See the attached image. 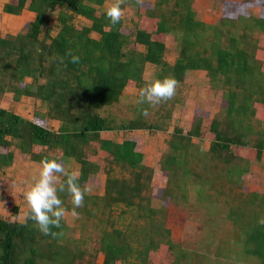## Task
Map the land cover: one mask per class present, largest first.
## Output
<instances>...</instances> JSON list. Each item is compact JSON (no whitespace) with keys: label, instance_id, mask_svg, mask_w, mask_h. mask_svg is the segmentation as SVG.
<instances>
[{"label":"trees","instance_id":"obj_1","mask_svg":"<svg viewBox=\"0 0 264 264\" xmlns=\"http://www.w3.org/2000/svg\"><path fill=\"white\" fill-rule=\"evenodd\" d=\"M104 1L1 4V12L24 20L19 33L0 28V102L8 98V103L20 104L32 98L45 107L26 117L0 106V170L12 164L13 145L40 164L44 157L63 164L71 159L83 188L96 174L104 178L102 192L87 193L84 206L76 209L82 233L90 218L98 227L99 237L91 247L78 245L83 238L73 239L72 249L64 243L63 221L54 229L63 235L53 238L32 221L0 218V264H145L154 250L173 255L170 264H190L170 240L163 218L168 203L187 201L192 193L205 210L210 207L224 215L244 254L264 264V226L258 223L264 218V192L243 191L240 184L247 159L259 160L264 145V126L258 125L264 119V52L258 62L254 55L258 40L252 38L254 30L264 34V0H253L262 2L257 16L244 12V5L225 3L217 25L195 18L191 0H143L142 5L125 0L122 8L135 10L129 27L122 20L111 25L103 14ZM52 10L53 27L48 20ZM76 17L89 23L77 26ZM167 33L178 45L171 63L165 60ZM69 53L79 62L72 63ZM146 63L154 67L155 79L174 77L182 82L186 71H204V87L221 86L223 118H208V110L196 107L186 130L177 125L168 130L172 98L148 110L147 116L138 106L131 117L114 119L113 108L124 88L144 82ZM205 117L209 122L203 121ZM47 121H56L57 127L47 126ZM137 130L166 134L158 160L165 175L164 185L157 189L158 207L149 202L154 169L136 150V138L108 134ZM251 132L257 136L248 138ZM201 141L208 143L205 150L199 149ZM60 197L71 211L70 196ZM10 214L16 217V206Z\"/></svg>","mask_w":264,"mask_h":264},{"label":"rangeland","instance_id":"obj_2","mask_svg":"<svg viewBox=\"0 0 264 264\" xmlns=\"http://www.w3.org/2000/svg\"><path fill=\"white\" fill-rule=\"evenodd\" d=\"M6 0H0L1 4ZM153 1V0H148ZM250 1V2H248ZM114 0H105L103 8L113 3ZM225 3L230 6L244 5L247 12L251 16H257L260 7L253 0H191V6L195 12V18L207 24L217 25L222 9L225 8ZM124 17L122 23L124 27H129L134 19V7L127 6L124 9ZM56 10L49 11L48 20L49 26L53 27L54 17ZM23 17L5 14L0 11V28L4 31H15L18 33L22 28ZM74 23L77 26L81 24H88L89 21L82 17H76ZM54 30L51 31L53 33ZM96 37V34H92ZM252 38H256V50H254L255 58L260 62L261 53L264 52V34L254 30ZM166 45L165 60L169 63L172 62L176 56L178 45L173 39L171 33H167L163 38ZM224 43V42H222ZM141 77L143 83L141 86L135 87L128 85L122 91L121 96L116 103L117 106L113 108L116 116L129 118L134 112L139 111L138 106L148 108V110H155L159 107H148L147 105H137V95L139 89L144 85L145 81L155 79L154 67L146 63L143 67ZM204 72L201 70H189L186 72L183 81L179 82L173 105V113L169 123V127L177 124L182 128H188L191 111L195 107H201L209 111L208 118L215 116L223 118V97L221 86H216L209 89L203 86ZM8 98L0 102L3 108H10L22 116L30 117L32 111H43L44 103L35 102L32 98H25L20 104L14 102L8 103ZM222 110V112H221ZM220 111V112H219ZM141 112V111H140ZM216 114V115H215ZM207 117L203 118L205 123L209 122ZM263 119V117H262ZM260 119L259 126H264V119ZM255 123V122H254ZM253 123V124H254ZM47 126L53 128L57 127L56 121H47ZM256 123L253 125L256 130L259 126ZM110 137L121 139L126 136L135 137L137 139V149L143 154V162L154 169L151 178V198L150 205L158 207L160 203L159 192L157 189L162 187L165 183V175L158 169V160L161 152L165 149L166 145L164 139L166 134L156 132L153 135L143 130L131 132H108ZM257 135L253 132L248 133V138H255ZM196 142L195 140H193ZM207 141L198 142L199 149L205 150L207 148ZM14 154L13 162L10 166L0 170V218H7L9 220L17 219L22 221L23 214L27 210V205L22 193L30 185L33 179L38 176L40 163L30 161L27 156L20 154L18 148L13 145L10 146ZM247 169L241 174L240 184L244 187L243 191L248 192H264V145L262 154L259 160L253 157L247 159ZM64 165L69 170L77 171V164L71 159H64ZM103 174H96L92 180L85 182V188L90 194H100L102 192ZM16 206V217H12L11 207ZM204 209V204L196 201L194 193L187 197V201H177V204L168 203L164 213L163 224L164 227L169 229L170 240L180 247L184 254L185 260L190 264H259L257 258L244 254L237 240L236 231L232 225L225 220L223 214L213 213ZM205 211H207L205 213ZM125 216V223L127 222L128 215ZM124 221L122 224H124ZM67 227L64 235L67 236L64 240L71 249L73 248L72 240L83 238V244L80 247H91L99 237V230L97 225H94V219L90 218L87 221L86 228L83 233L80 229L81 222L79 219H74L71 216V211L68 210V215L63 221ZM119 224V225H122ZM81 235L83 237H81ZM42 240L41 243H44ZM78 247V246H77ZM173 255L165 252L160 254L154 250L148 255L145 264H170Z\"/></svg>","mask_w":264,"mask_h":264},{"label":"clouds","instance_id":"obj_3","mask_svg":"<svg viewBox=\"0 0 264 264\" xmlns=\"http://www.w3.org/2000/svg\"><path fill=\"white\" fill-rule=\"evenodd\" d=\"M125 0H114L113 3L104 9V15L111 25L121 22L124 17L122 5ZM142 5L143 0H136ZM71 62L78 63L79 57L71 55ZM179 82L174 77L156 78L145 81L139 89L137 105L155 107L161 103L171 100L175 94ZM141 114L147 116L148 108H142ZM80 174L76 170H69L61 161L56 158L44 157L41 161L38 176H36L26 190L22 193L27 205L23 214L22 223L32 221L34 226L44 235L58 238L63 235L60 229L62 221L68 215L64 202L60 197L61 193H67L71 198V216L79 219L76 209L84 206L85 195L89 191L81 187L79 183ZM264 226V218L258 220Z\"/></svg>","mask_w":264,"mask_h":264},{"label":"crops","instance_id":"obj_4","mask_svg":"<svg viewBox=\"0 0 264 264\" xmlns=\"http://www.w3.org/2000/svg\"><path fill=\"white\" fill-rule=\"evenodd\" d=\"M189 71V70H188ZM202 71V70H201ZM187 72V71H186ZM204 72V71H203ZM186 74V73H185ZM196 108V107H195ZM194 109V108H193ZM193 109H192V111H193ZM192 111H191V114H192ZM172 113H173V110H172ZM172 113H171V117H172ZM190 118H191V115H190ZM189 123H190V120H189ZM174 125H177V124H174ZM170 126V125H169ZM173 126V125H172ZM171 126V127H172ZM177 126H179V125H177ZM179 127H181L182 128V126L180 125ZM188 127H189V124H188ZM183 130H186V129H184V128H182ZM168 130H171V128H168ZM144 131V130H143ZM159 133H162V132H159ZM135 148H136V150H138L137 149V139H136V145H135ZM138 151H140V150H138ZM141 152V151H140Z\"/></svg>","mask_w":264,"mask_h":264}]
</instances>
